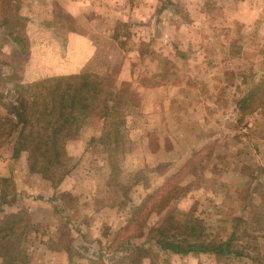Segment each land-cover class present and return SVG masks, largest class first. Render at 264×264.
<instances>
[{"label": "rangeland", "instance_id": "374dc122", "mask_svg": "<svg viewBox=\"0 0 264 264\" xmlns=\"http://www.w3.org/2000/svg\"><path fill=\"white\" fill-rule=\"evenodd\" d=\"M19 4L28 44L0 31V163L9 167L0 164V220L21 218L28 264H264V0H117L126 12L145 5L151 14L113 18L111 40L56 0ZM2 9L0 0V19ZM70 33L78 34L72 46ZM176 69L192 71V105L203 108L194 122L176 93L143 110V90L176 87ZM84 73L109 79L125 105L124 152L110 157L103 125L86 124L62 141L71 163L61 182L32 173L28 152L14 158L18 79L29 89ZM252 90L256 100L242 111ZM176 211L226 253L163 251L158 232L192 241V230L165 222Z\"/></svg>", "mask_w": 264, "mask_h": 264}, {"label": "trees", "instance_id": "16d2710c", "mask_svg": "<svg viewBox=\"0 0 264 264\" xmlns=\"http://www.w3.org/2000/svg\"><path fill=\"white\" fill-rule=\"evenodd\" d=\"M1 2L4 15L0 19V31L6 32L17 47L28 44L23 30L27 18L20 13L19 0H1ZM21 33L23 36L19 37ZM24 50L25 47L19 52L24 53ZM21 83L20 78L16 85L20 96L15 98L12 107L17 126L22 125L14 158H18V154L22 152H28L29 168L32 173L52 179L58 178V182H61L71 163L63 150L62 141L78 136L86 124L103 125L101 142L107 148L110 157L115 151L124 152L127 143L123 134L125 105H122L123 103L114 93L109 79L84 73L40 80L30 84L29 89ZM259 89L262 88L258 87V91ZM256 91L252 90L240 101L242 111L247 110L249 103L256 100ZM5 123L15 124L12 119H5ZM113 160L114 158L112 162ZM62 172L63 176H61ZM165 222L170 223L171 227L176 225V229L180 227L192 230L189 237L192 241L188 242L177 237L176 240L171 239L162 234L160 236L158 232L156 240L163 251L182 255L226 253L224 246L208 245L203 239L202 227L195 221L183 217L182 213L176 211V217L170 216ZM21 224V218L17 215H9L0 220V258L3 264L29 263L28 255L20 249L25 234L24 230H20Z\"/></svg>", "mask_w": 264, "mask_h": 264}, {"label": "crops", "instance_id": "0c3cea01", "mask_svg": "<svg viewBox=\"0 0 264 264\" xmlns=\"http://www.w3.org/2000/svg\"><path fill=\"white\" fill-rule=\"evenodd\" d=\"M60 6L62 7V10L64 13H67L77 19H80L83 27L88 28L90 32L96 33V36L98 39H110L111 40V23L113 22V18L116 19L118 16H123V14H128L131 16L136 22H143L147 20V18L150 16L151 9L149 6H139L135 9L130 10V12H126L121 7L117 6V0H56ZM96 12L93 14V12ZM95 15L94 19H91L92 16ZM90 17V18H89ZM112 18V19H109ZM88 19V20H87ZM91 19V20H89ZM108 19V20H107ZM106 22L108 25V29H106ZM108 31V32H107ZM78 35L77 33H70V38L72 39L71 42H69V46H72L74 44V39ZM99 41V40H98ZM96 45L98 46L97 40ZM198 72H201L202 74H206L205 70H202L201 68H196ZM74 73V72H71ZM100 74V73H99ZM192 74V71L190 70H177L176 69V87L172 83L169 86H165L164 84L157 86L156 88H146L143 90V92L146 95V98L143 105V110L147 111V107L151 106L158 98H165L164 94L174 95L176 93V103L177 101L181 106L184 107L186 111V116L184 120L187 122H194L196 120L195 116H198L201 114V109H197L196 106L192 105L194 102H192V85H190L192 82L189 80V76ZM178 77H183L184 79H188L187 82L185 80H182L180 82L178 80ZM191 89V91H190ZM159 95V97H158ZM154 105V104H153ZM152 105V106H153ZM12 159V156H8V161ZM6 163V161H4ZM2 164V166L6 167V170H2V172L9 173V167H7V163Z\"/></svg>", "mask_w": 264, "mask_h": 264}, {"label": "built area", "instance_id": "2783aa9c", "mask_svg": "<svg viewBox=\"0 0 264 264\" xmlns=\"http://www.w3.org/2000/svg\"><path fill=\"white\" fill-rule=\"evenodd\" d=\"M225 119H226V120H234L233 114H231V115H227V116L225 117Z\"/></svg>", "mask_w": 264, "mask_h": 264}]
</instances>
